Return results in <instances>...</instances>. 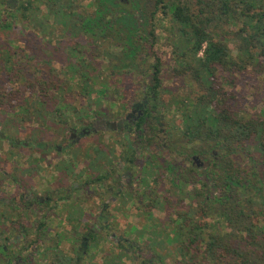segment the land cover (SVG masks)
Returning a JSON list of instances; mask_svg holds the SVG:
<instances>
[{
    "label": "trees",
    "instance_id": "obj_1",
    "mask_svg": "<svg viewBox=\"0 0 264 264\" xmlns=\"http://www.w3.org/2000/svg\"><path fill=\"white\" fill-rule=\"evenodd\" d=\"M113 1L98 5L94 0L91 5L98 10L87 17L79 0H0V127L8 146L16 145L14 138L34 123L42 130L36 133L53 129L59 135L70 121L66 111L86 118L93 107H100L102 97H110L113 72L104 58L110 62L115 50L123 60L135 56L128 46L131 37L117 26L125 20L123 12L109 10L105 16L115 12L114 23H103L106 7L116 5ZM151 15L156 26L149 36L156 38L153 31L159 28L172 48V75L195 85L165 105L173 113L179 153L191 163L192 155H211L210 166L203 173L194 165L173 172L164 163L157 173L151 154L154 164L143 171L153 177L158 192L145 181L144 191L125 193L136 204L147 201L145 212L141 205L137 208L145 219L134 229L133 242L128 245L117 237L116 246L100 261L92 256L82 263L264 264V115L242 109L233 91L250 68L264 70V0H156ZM126 20L132 23L130 17ZM147 46L153 49L154 42ZM161 65L157 55L151 82L145 85L155 99L130 124L134 138L122 159L131 158L132 164L140 150L137 144H146L147 135L156 140L155 128L167 115L164 110L158 114L165 71ZM118 104L124 118L127 103ZM174 135H169L170 145ZM169 149L176 152V144ZM109 150L102 145L98 150L104 167L110 166L104 154ZM168 173L172 186L186 195L174 198L164 180L159 184L154 179ZM110 176L117 177L100 169L101 183ZM155 210L165 217L156 218ZM240 217L248 223L229 232ZM91 241V248L99 249L101 235ZM55 259L57 264L79 263L63 253Z\"/></svg>",
    "mask_w": 264,
    "mask_h": 264
},
{
    "label": "flooded vegetation",
    "instance_id": "obj_2",
    "mask_svg": "<svg viewBox=\"0 0 264 264\" xmlns=\"http://www.w3.org/2000/svg\"><path fill=\"white\" fill-rule=\"evenodd\" d=\"M134 94L124 118L114 115L116 118L110 119L100 115L96 107L85 114L86 118L77 119L74 113L66 111L71 122L66 120L67 128L59 135H55L53 129L44 134L36 133L42 130L38 129L39 123H34L25 138L22 139V135L14 138L16 145L9 142L8 149H3L0 143V264H57L55 255L60 253L76 259L78 264H83L82 259L87 261L89 251L94 249L90 246L91 239L102 232H111L109 223L115 221L114 204L125 193L134 191L127 189L132 186L134 170L144 150L148 157L143 160L141 172L154 164L151 154L156 156L157 173L161 172L158 165L162 167L164 163L169 166L172 163L177 169L173 172L194 166L201 173L209 169L207 158L192 155L191 163L179 153L178 137L173 144L167 143L171 134L164 136V124L156 126V140L147 135L146 144H137L140 150L134 164L131 158L123 160L124 147L132 146L134 130L130 124L138 122L139 118L134 117L142 115V110L155 99L152 90L145 85L138 87ZM107 133L124 142L111 144L112 149L104 152L110 165L104 167L98 150ZM6 140V135L0 131V141ZM148 141L153 142L148 145ZM175 141L174 153L169 148ZM116 148L119 151H115ZM101 168L117 177L110 176L101 183ZM128 202L133 201L128 199ZM109 238L116 241L114 233ZM66 240L74 246L67 243L68 246L63 247Z\"/></svg>",
    "mask_w": 264,
    "mask_h": 264
},
{
    "label": "rangeland",
    "instance_id": "obj_3",
    "mask_svg": "<svg viewBox=\"0 0 264 264\" xmlns=\"http://www.w3.org/2000/svg\"><path fill=\"white\" fill-rule=\"evenodd\" d=\"M94 0H79V10L83 11V14H85L87 17H90L91 15H94V13L98 10V5L100 4V0H97L98 5H91V3ZM115 5L112 7H106L104 12V20L103 23L108 24L110 22L114 23L115 20V12L116 11H122L125 15V20H122L118 22L117 26H121L124 31L128 34V36L131 37L130 42H128V46L130 47L132 52V55H135L133 57H128V60H123V56H118L119 52L118 50H115V56L110 60V62L105 59V52L102 53V57L104 58V62L109 64V70L113 73V78L111 79V82L113 85L109 88L110 97L105 98L102 97V104L100 107H96V111L100 113V115H105L110 119H115L116 117L114 115H121L120 111H122V107L120 102H125L130 104L133 100V96H135V91L138 89V87H143L147 83L151 82V71L150 68L153 64H155L157 55L161 58L162 65L161 67L166 71H164L163 75V83L162 88L160 90V96H158V105L160 106L158 110V114H161L162 110L166 112V118L164 121L163 129H164V136L168 135L169 133L171 136L174 135L173 129L171 128V123L173 119V113L168 112V109L165 107V105L169 102V98L173 95H181L184 94L186 91H192L195 89L194 83L190 84L189 81H182L178 77H175L171 73V59L173 58L171 55L172 48L169 46L168 40L165 38V34L160 31V29H156L153 31L156 38H153L149 36V32H152L151 30L156 25L153 24V21L151 20V14L152 11L155 9V2L156 0H114L113 1ZM91 5V6H89ZM115 12L112 13V15L109 17H106L105 14L108 15L109 10H113ZM110 14V13H109ZM128 17H130L132 20V23L129 22ZM29 32V31H28ZM32 32V30L30 31ZM135 37L134 39L132 38ZM144 39L143 42L141 39ZM153 49L150 48L147 45H153ZM152 43V44H151ZM235 43L236 41H232L230 43L231 48L233 49L235 53ZM157 54V55H155ZM130 55V54H129ZM137 55V56H136ZM57 68H59L58 65H56ZM238 84L234 88V92L237 95V100L242 109H246L249 112H256L259 115H264V70H260L257 67H252L249 69L248 73H246L243 77L240 76L238 78ZM191 87V89H189ZM98 95L94 93L93 99H97ZM139 99L138 101H140ZM141 102V101H140ZM129 109H127L128 113ZM160 116V115H159ZM123 117V116H122ZM21 133L18 134L22 135V139L25 138L26 129H23ZM0 131L2 132L1 128ZM16 136V133L13 132L12 138ZM24 136V137H23ZM177 135H174V138H176ZM132 138H134V135H132ZM178 138H176L177 140ZM175 140V139H174ZM173 140V141H174ZM121 142V143H120ZM119 142V139L115 138L114 135L111 134H105V137L101 139L100 145L103 147H107L110 150L111 144L116 143L122 144L124 140L121 139ZM173 143V142H172ZM176 144V141H175ZM3 146L5 149H8V143L4 142ZM115 151H119V149H115ZM145 151V150H144ZM140 152L139 161L137 162V165L135 167L136 170H134V175L132 178V186L129 187L127 190H134L136 192H142L145 190V181L150 185L151 189H155L156 192H158V187L154 184L153 177L148 178L147 175H145L144 171H140L141 167L144 165L143 160L148 157V154L146 152ZM175 153V152H174ZM141 158V159H140ZM203 158H207L209 161L211 160V155H205ZM204 159H202V162ZM205 162V161H204ZM172 171H176L177 169L172 165L171 163ZM160 173V172H159ZM148 178V180H147ZM171 178V175L168 174L164 178L163 177H154L160 184L161 180H164L166 189L168 191H171L172 196L174 198H178L180 195L184 196L186 195V191L184 189H181V191L176 190L175 187L172 186L171 181L169 180ZM117 191V190H116ZM138 195V194H135ZM158 197V196H156ZM212 198V195H211ZM127 197L121 196L120 199L114 204V216L115 221L110 220V228L111 233H114L116 238L121 237L124 240L127 241L128 245L133 242L134 237V229L141 227L140 223L142 224L144 222L145 217L142 215V212H140L137 208L139 205H141L143 211L145 212L147 204V201L141 202L140 204H136V202H128ZM101 206H99L100 208ZM112 207V208H113ZM113 214V211H112ZM154 216L156 218H164L165 213L163 211L155 210ZM140 215V216H139ZM236 224L229 227L227 230L231 233L237 232L238 226H244L246 223H248V220L246 218H236ZM150 222H148L149 224ZM111 233L108 234L106 232H102L101 238L102 242L99 247V249H91L89 251V258L88 260L94 256V260L96 262L100 261L101 256L106 253V251H109L110 249L114 248L116 245V241H114L112 238H109L111 236ZM115 238V239H116ZM74 246V243L68 242L67 240L63 242V247ZM126 243V244H127ZM170 260L167 262L169 263ZM126 264H130V261H126ZM170 264H173L170 262Z\"/></svg>",
    "mask_w": 264,
    "mask_h": 264
}]
</instances>
